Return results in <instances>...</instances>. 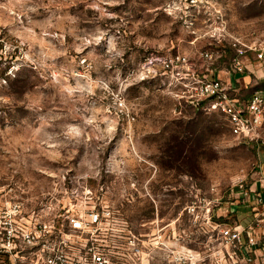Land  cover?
I'll use <instances>...</instances> for the list:
<instances>
[{
    "label": "rangeland",
    "instance_id": "rangeland-1",
    "mask_svg": "<svg viewBox=\"0 0 264 264\" xmlns=\"http://www.w3.org/2000/svg\"><path fill=\"white\" fill-rule=\"evenodd\" d=\"M221 16L230 34L264 41V0H0V176L31 209L88 187L139 228L179 218L193 236L181 212L195 189L226 201L260 177L258 152L224 115L181 99L166 66L212 48L223 69ZM233 80L264 90V77Z\"/></svg>",
    "mask_w": 264,
    "mask_h": 264
},
{
    "label": "built area",
    "instance_id": "built-area-1",
    "mask_svg": "<svg viewBox=\"0 0 264 264\" xmlns=\"http://www.w3.org/2000/svg\"><path fill=\"white\" fill-rule=\"evenodd\" d=\"M220 20L221 33L213 38L228 40L232 53L223 69L216 65L220 52L207 48L199 54L201 63L192 66L188 56L178 55L167 70L183 87L181 99L224 115L231 134L259 153L264 92L242 91L233 76L264 77V41L232 35L223 16ZM256 166L262 172L261 160ZM263 189L262 173L252 181L240 178L226 201L215 186L195 189L181 212L190 236L177 225L179 218L173 224L150 220L139 228L101 195L95 201L88 187L31 209L22 184L0 176V264H264ZM235 203L247 206L246 221L230 209Z\"/></svg>",
    "mask_w": 264,
    "mask_h": 264
},
{
    "label": "crops",
    "instance_id": "crops-1",
    "mask_svg": "<svg viewBox=\"0 0 264 264\" xmlns=\"http://www.w3.org/2000/svg\"><path fill=\"white\" fill-rule=\"evenodd\" d=\"M262 150L264 151V147L262 148ZM255 151H257V150H255ZM258 154H259V160H261L262 161V164H263V166H262V172H260V173H262V175L264 176V158L261 156V151ZM263 156H264V154H263ZM263 191H264V189H263Z\"/></svg>",
    "mask_w": 264,
    "mask_h": 264
},
{
    "label": "trees",
    "instance_id": "trees-1",
    "mask_svg": "<svg viewBox=\"0 0 264 264\" xmlns=\"http://www.w3.org/2000/svg\"><path fill=\"white\" fill-rule=\"evenodd\" d=\"M261 78H258V79H256V80H260ZM256 90H261V91H263L264 92V90H262V89H256ZM242 91H244V92H247L246 90H244V89H242ZM247 93H249V92H247Z\"/></svg>",
    "mask_w": 264,
    "mask_h": 264
}]
</instances>
